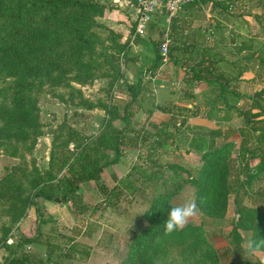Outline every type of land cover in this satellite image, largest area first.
I'll return each instance as SVG.
<instances>
[{"label":"rangeland","instance_id":"rangeland-1","mask_svg":"<svg viewBox=\"0 0 264 264\" xmlns=\"http://www.w3.org/2000/svg\"><path fill=\"white\" fill-rule=\"evenodd\" d=\"M112 1L106 0L109 8ZM94 30L104 42L98 49L106 53L114 51L117 57L114 65H118L124 74L131 58L129 51L118 53L111 40L114 36L106 28ZM257 70L260 74L258 83L241 87L251 95L264 86V66L259 65ZM125 83L123 80L115 81L110 65L104 62L99 66L97 76L87 83L71 80L61 84L46 82L39 85L33 91L35 106L30 130L24 127L23 131L13 134L5 132L1 130L3 119L0 116V187L5 186L4 179L9 178L12 192L19 187L23 197H26L33 191L31 183L41 180L46 189L60 196L65 187L63 179L69 175L63 161L72 156L75 150L73 141L79 138L91 142L89 147L94 148V153L90 155L98 158L99 163L113 159L115 152L105 143H110L116 130H121L125 125L135 129L143 127L147 121L146 109L154 108L149 104L155 95V91L151 90L152 95L144 94L145 101L138 99L133 102L125 114V105L129 101ZM13 86L14 77H0V105L12 100ZM261 99L264 103V91ZM240 100L241 103L245 101ZM247 103L246 100L245 105ZM128 113L131 115L125 120L124 116L127 117ZM168 119L174 134L167 148L152 152L148 148L149 141L145 140L149 135L142 134L137 146L121 148L117 162L104 167L98 180L80 183L82 203L88 205L86 211L78 212L71 202L39 199L42 217L48 220L40 226L38 242L20 246L24 238L36 234L38 217L35 208L24 206L22 202L8 201L0 194V264H5L12 250L17 255H31L32 264H119L125 259L132 235L147 224L144 211L153 196L162 189V180L173 175L168 164L181 165L190 170L200 164L198 155L187 149L189 135L177 125L179 119ZM153 129L151 126L150 130ZM101 136L102 140L99 138ZM232 152L234 155L235 150ZM255 161H251L252 166ZM133 165L136 166L135 171L131 170ZM142 168L146 173L158 170L157 176L160 178L149 181L147 176L141 174ZM128 173H131L130 177ZM179 176L184 177L185 173L180 171ZM124 179L133 180L136 189L124 187L121 182ZM259 188L264 191V178L254 184V194L242 199L244 205H264V196L255 193ZM233 197V194L229 196L224 218H212L199 211L186 224L195 225L199 230L187 229L178 236L171 234L158 239L155 250L148 257L149 264H261L264 252L250 255L246 251L247 241L251 239L250 231L239 230L242 236L240 248L230 244L223 234L231 229L238 217ZM188 198H195V187L190 183L184 184L170 201L175 206ZM189 240L197 243L187 248H180L176 244L182 245ZM52 244L58 248L52 253L51 260L47 261L45 258ZM167 245L171 246L169 250L166 249ZM59 253L58 262L54 263Z\"/></svg>","mask_w":264,"mask_h":264},{"label":"trees","instance_id":"trees-1","mask_svg":"<svg viewBox=\"0 0 264 264\" xmlns=\"http://www.w3.org/2000/svg\"><path fill=\"white\" fill-rule=\"evenodd\" d=\"M131 1L133 4L136 3V0ZM107 8L109 5L106 0H0V77H14L12 100L0 105V116L3 119L1 130L13 134L23 131L24 127L27 130L31 129L35 106L33 91L41 84L46 82L61 84L71 80L81 84L87 83L97 76L98 68L104 62L110 65L115 81L123 79V71L118 65H114V60L117 59L114 51L106 53L98 49L104 42L94 29L102 27L113 34L114 38L111 40L116 45L118 53L122 54L123 51L128 50L127 41L120 42L118 33L97 22V17ZM257 53L260 64L264 66V44ZM157 60L161 62L160 54ZM198 76L197 79H200L201 76ZM125 84L129 93V101L124 111L127 114L126 109L140 94V84L139 82ZM217 88V98L232 93L248 101L246 105L244 102L240 107L229 104L226 99L221 103L226 112L222 117L223 120L229 119L227 112L231 109L235 110L243 120L242 126L237 129L241 136L240 146L234 149V141L228 140L234 132L233 129L194 132L188 141V150L199 156L200 164L193 170L181 165L168 164L173 175L162 180V189L153 196L144 211L146 226L132 235L127 255L119 264H149L148 257L155 250V242L165 236L163 222L173 206L171 197L186 183L195 187V199L200 211L212 218L225 217L229 196L234 195L238 217L231 229L223 234L230 244H235V248L241 246L240 229L250 231L251 239L255 236L264 237V205L250 207L244 205L242 200L245 196L254 194V184L264 178V103L261 99L264 86L252 95L230 91L225 84H220ZM218 110L216 107L215 112ZM124 119L127 120L126 115ZM169 121L154 125L155 130L150 134L153 137L151 141L150 136L144 135L145 140L149 141L148 148L152 152L169 146V140L173 138L172 133L168 131ZM182 121L184 122L185 119ZM114 136V139L105 145L112 148L116 156L102 163H99L94 155H90L94 153V148L89 147L91 142L88 139L79 138L73 141L75 150L72 156L63 161L66 169L69 170V175L63 179L65 187L60 196H55L46 189L43 181L36 180L31 183L32 193L23 197L19 187L12 192L10 179H4L6 185L0 187L3 190L0 194L7 197L8 201H18L24 206H33L38 217L35 223L36 234L24 238L20 246L38 242L41 235L40 226L48 220L42 217L39 199L58 203L71 202L78 212L86 211L88 205L82 203V195L79 193L80 183L98 180L104 167L117 162L122 147L137 146L142 133L125 125L121 130H116ZM99 138L103 139L102 136ZM233 150H235L234 155H232ZM252 159L256 160L253 166L250 164ZM131 170L135 171L136 166L133 165ZM180 171L185 173L184 177L179 176ZM141 174L147 176L149 181L160 178L157 176L158 170L146 173L142 168ZM127 176L130 177L131 173ZM121 182L129 190L136 189L133 180L124 179ZM255 193L264 196L261 188ZM187 229L199 230L195 225H186L183 230L173 234L178 236ZM196 243L197 241L189 240L182 245L176 244L180 248L181 246L187 248ZM169 247L171 246L167 245L166 249L169 250ZM55 248H58L57 245H50L45 258L47 261L51 260ZM10 253L5 264H23L24 261L29 260L28 254L17 255L15 250ZM59 256L60 253L54 263L58 262Z\"/></svg>","mask_w":264,"mask_h":264},{"label":"crops","instance_id":"crops-1","mask_svg":"<svg viewBox=\"0 0 264 264\" xmlns=\"http://www.w3.org/2000/svg\"><path fill=\"white\" fill-rule=\"evenodd\" d=\"M112 2L97 17V22L118 33L120 42L128 43L131 58L122 80L128 84L139 82L140 94L135 101L143 102L144 94L152 95L151 90L155 91L149 103L154 108L146 109L143 127L127 126L150 136L154 125L167 122L172 116L179 119L177 125L189 139L194 132L233 129L228 140H234L238 148L241 136L237 129L243 120L233 109L227 112L229 119L223 120L226 112L221 103L226 99L240 107L245 102L240 99H246L232 93L217 98V87L225 84L230 91L251 95L241 87L258 83L257 67L261 64L257 51L264 44V0H196L187 3L176 15L156 12L143 34L136 33L135 4L131 0ZM165 31H169L171 39L168 59L159 62V44ZM168 131L174 134L170 127ZM28 256L29 260L23 264H32V256Z\"/></svg>","mask_w":264,"mask_h":264},{"label":"built area","instance_id":"built-area-1","mask_svg":"<svg viewBox=\"0 0 264 264\" xmlns=\"http://www.w3.org/2000/svg\"><path fill=\"white\" fill-rule=\"evenodd\" d=\"M196 0H136V33L143 34L150 24L152 16L159 11H164L169 15H176L181 12L184 6ZM170 33L165 31L159 44V54L163 62L168 59V47L170 43Z\"/></svg>","mask_w":264,"mask_h":264},{"label":"clouds","instance_id":"clouds-1","mask_svg":"<svg viewBox=\"0 0 264 264\" xmlns=\"http://www.w3.org/2000/svg\"><path fill=\"white\" fill-rule=\"evenodd\" d=\"M200 209L195 198H188L182 203L172 206L167 218L163 222L164 234L171 235L176 231L183 230L192 218L196 217ZM246 251L251 255L264 252V237L255 236L247 241ZM264 264V260L261 261Z\"/></svg>","mask_w":264,"mask_h":264}]
</instances>
